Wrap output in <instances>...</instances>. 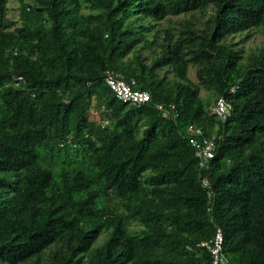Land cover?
I'll use <instances>...</instances> for the list:
<instances>
[{"label": "trees", "instance_id": "16d2710c", "mask_svg": "<svg viewBox=\"0 0 264 264\" xmlns=\"http://www.w3.org/2000/svg\"><path fill=\"white\" fill-rule=\"evenodd\" d=\"M217 230L264 264V0H0V264H212Z\"/></svg>", "mask_w": 264, "mask_h": 264}, {"label": "built area", "instance_id": "2783aa9c", "mask_svg": "<svg viewBox=\"0 0 264 264\" xmlns=\"http://www.w3.org/2000/svg\"><path fill=\"white\" fill-rule=\"evenodd\" d=\"M105 83L110 87L119 101L130 102L137 105L145 104L149 101L148 93L133 89L135 84L133 80L128 83L118 75L107 73L105 75ZM158 109L160 110L161 107L159 106ZM212 111L221 120H225L229 115L230 105L221 97L216 101ZM163 116H167V113L164 112ZM188 134L189 144L194 148L199 168L206 169L209 161L214 156V141L205 137L200 128L190 126L188 127ZM203 183L207 184L206 180H204ZM222 244L223 236L219 230H217L211 244H204L211 253L212 264H227L226 259L221 255Z\"/></svg>", "mask_w": 264, "mask_h": 264}, {"label": "rangeland", "instance_id": "374dc122", "mask_svg": "<svg viewBox=\"0 0 264 264\" xmlns=\"http://www.w3.org/2000/svg\"><path fill=\"white\" fill-rule=\"evenodd\" d=\"M9 4L12 5V6H16L15 3L12 2V1H11ZM8 15L11 16V17H16V16H17V11L12 10V11H10V12L8 13ZM212 109H213V106L211 107V110H212Z\"/></svg>", "mask_w": 264, "mask_h": 264}]
</instances>
